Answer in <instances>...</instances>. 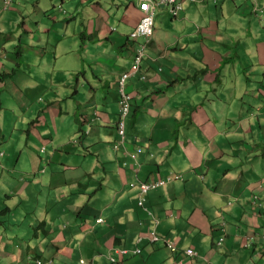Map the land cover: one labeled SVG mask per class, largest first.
<instances>
[{
	"label": "crops",
	"instance_id": "obj_1",
	"mask_svg": "<svg viewBox=\"0 0 264 264\" xmlns=\"http://www.w3.org/2000/svg\"><path fill=\"white\" fill-rule=\"evenodd\" d=\"M5 1L0 264L29 252L51 264H264V0H184L176 18L158 8L122 142L118 80L134 67L139 0ZM169 176L147 215L133 184ZM154 233L201 257L173 256Z\"/></svg>",
	"mask_w": 264,
	"mask_h": 264
},
{
	"label": "clouds",
	"instance_id": "obj_2",
	"mask_svg": "<svg viewBox=\"0 0 264 264\" xmlns=\"http://www.w3.org/2000/svg\"><path fill=\"white\" fill-rule=\"evenodd\" d=\"M7 1V0H6ZM6 1H5V3H6ZM157 1V0H156ZM190 1H192V2H194L195 0H190ZM226 1H233V2H236V1H238V0H226ZM12 3V1L10 2V4ZM180 3H181V9L177 12V14L176 15H174V13L173 12H171V8H170V6H162L161 8L163 9V8H165V9H167L168 11H169V13L174 17V18H176V17H178L179 15H180V13L183 11V9H184V0H181L180 1ZM10 4L7 6L6 4H5V8H8L9 6H10ZM139 8H140V11L143 13V15H144V11L142 10V8H141V0H139ZM160 8V7H159ZM257 9V8H256ZM161 10V9H160ZM159 11V10H158ZM157 11V12H158ZM157 12H156V15H157ZM156 15H155V24H154V31H155V26H156ZM134 31V30H133ZM131 35V34H130ZM130 35H129V39L131 40V42H133L132 41V39L130 38ZM153 35H154V33H153ZM153 35L151 36V38L148 40V42L146 41V52H147V48H148V43L150 42V40L152 39V37H153ZM142 40H144V39H139L137 42L138 43H145V41H142ZM135 44V43H134ZM133 51H134V49H133ZM146 55H147V53H145V57H146ZM145 57H144V59H143V61L145 60ZM143 61H142V63H143ZM142 63H141V65H142ZM141 65H140V68H139V70L137 71V72H134L133 73V70H134V67H133V69L132 70H130V71H128V72H125V73H123L122 75H121V77L124 75V74H128V73H132V75L130 76V78H132V77H134L135 75H138L139 73H140V70H141ZM134 66H135V58H134ZM121 77L119 78V80H118V91H119V119H118V121H117V124H116V128H117V132H118V135H119V138H120V140H121V142H122V140H124L125 138H126V136H127V126H128V122H129V118L131 117V114H132V106H133V95L129 92V90H128V81H129V79L130 78H128V80H127V83H126V91H127V93H129L131 96H132V101H131V109H130V112H129V114H128V116L127 117H125V118H123L122 117V114H121V104H120V102H121V99H122V96H121V93H120V86H119V82H120V79H121ZM141 78H142V80H144V79H146V76H144V75H141ZM122 122H124V134L122 135L121 133H120V124L122 123ZM42 149V152H45V148L44 147H42L41 148ZM140 151H142V148H139V152ZM0 156H3V153H1L0 154ZM3 166H2V164L0 163V168H2ZM43 173H45V169H43V170H41L40 171V174H43ZM180 177V176H179ZM173 180V176H169V177H167V178H159L158 180H155V181H151V182H149V181H145V182H136V183H134L133 184V187L135 188L136 187V185L139 187V195H140V201H139V206L146 212V214L148 215L149 214V216H153V214L149 211V209L146 207V200H147V198H146V196L150 193V192H152V191H154V190H158L159 188H163V187H166L168 184H170L171 183V181ZM161 182H163V184H161ZM143 184H150V185H153L154 186V188H151L150 190H148L147 192H143L142 193V190H141V186L143 185ZM156 221L159 223V220L158 219H156ZM105 222V220L103 219V218H99L98 220H97V223H100V224H102V223H104ZM37 229L38 230H41V229H43V226H41V224H38L37 225V227L35 228V230L37 231ZM147 239L153 244V245H156L157 243H160V242H164L165 243V246H166V248H167V250L169 251V253L170 254H172L173 256H177L176 254L177 253H180L182 256H184L183 258H185V259H187V260H191V261H193V260H195V259H199L200 257H201V253L196 249V248H194V247H190V248H188V249H186V250H183V249H181L179 246H178V243L175 241V240H172V239H168V238H164V237H160L159 235H157L156 233H154L153 234V237H152V239L151 238H149V237H147ZM140 240H142V239H140ZM225 241V237L223 236L221 239H220V243H219V245H222L223 244V242ZM129 253V251L128 250H126V249H123L121 246H119V247H116L115 249H114V254L116 255V256H119V257H125V255H127ZM142 253V251H141V249H136L135 251H134V254H136V255H140ZM109 260L111 261V263H113V264H117V259L114 257V256H109ZM185 262V260H183V259H179L178 257L174 260V264H185L184 263ZM26 263L27 264H51V263H48V262H44L43 260H42V258H40L38 255H31V253L29 252V253H27V256H26ZM79 263L80 264H92V262H88L87 260H80L79 261ZM209 264H211V263H209Z\"/></svg>",
	"mask_w": 264,
	"mask_h": 264
},
{
	"label": "built area",
	"instance_id": "obj_3",
	"mask_svg": "<svg viewBox=\"0 0 264 264\" xmlns=\"http://www.w3.org/2000/svg\"><path fill=\"white\" fill-rule=\"evenodd\" d=\"M181 0H141V8L144 11V15L142 19L140 20L139 24L136 26L134 31L131 33L130 38L132 39L134 44V58H135V66H134V72H137L140 68V65L145 57L146 53V41L151 38V36L154 33V24H155V15L157 12V9L162 6H170L171 12L174 13V15L177 14V12L181 9ZM11 0L6 1V5L8 6L10 4ZM139 39H144L145 43H138L137 41ZM132 73L124 74L120 79V93L122 96L121 99V114L122 117L125 118L128 116L130 109H131V101L132 96L127 93L126 91V83L128 78ZM120 133L124 134V122L120 124ZM163 184V182H161ZM151 188H154L153 185L150 184H143L141 186L142 193L147 192Z\"/></svg>",
	"mask_w": 264,
	"mask_h": 264
},
{
	"label": "rangeland",
	"instance_id": "obj_4",
	"mask_svg": "<svg viewBox=\"0 0 264 264\" xmlns=\"http://www.w3.org/2000/svg\"><path fill=\"white\" fill-rule=\"evenodd\" d=\"M63 31H65V29H63ZM63 38H64V36H63ZM142 41H145V40H142ZM251 49V48H250ZM247 53V55H249V52L247 51L246 52ZM86 54V53H85ZM224 59V58H223ZM224 61H226L225 59H224ZM226 63V62H225ZM225 65V64H224ZM107 72V71H106ZM112 74L111 73H106V75H105V85H108V82L111 80V79H113L112 78V76H111ZM195 77H196V75H195ZM253 79H255V78H253ZM204 93H205V97L207 96V91L206 90H204ZM203 95H201L200 97H202ZM204 99V98H203ZM245 101H248V99L246 98V100ZM204 104V103H203ZM6 156L7 157H5L4 159L2 158L1 159V161H2V163L6 166V168H12V170H15L16 169V165H15V162L14 163H10V160L12 159L11 158V156L9 155V154H6ZM10 205V204H9ZM10 206H12V205H10Z\"/></svg>",
	"mask_w": 264,
	"mask_h": 264
},
{
	"label": "trees",
	"instance_id": "obj_5",
	"mask_svg": "<svg viewBox=\"0 0 264 264\" xmlns=\"http://www.w3.org/2000/svg\"><path fill=\"white\" fill-rule=\"evenodd\" d=\"M135 42H133V44H134ZM133 47H134V45H133Z\"/></svg>",
	"mask_w": 264,
	"mask_h": 264
}]
</instances>
